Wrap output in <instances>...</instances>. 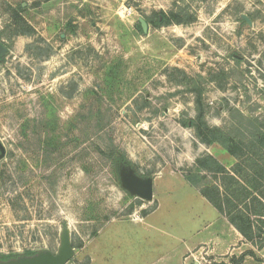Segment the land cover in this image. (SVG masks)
<instances>
[{
    "label": "rangeland",
    "instance_id": "374dc122",
    "mask_svg": "<svg viewBox=\"0 0 264 264\" xmlns=\"http://www.w3.org/2000/svg\"><path fill=\"white\" fill-rule=\"evenodd\" d=\"M179 6L196 19L159 24ZM0 41V257L57 253L65 229L67 264H236L251 248L193 236L213 206L185 173L237 160L183 121L228 132L236 109L264 129V0H0Z\"/></svg>",
    "mask_w": 264,
    "mask_h": 264
},
{
    "label": "trees",
    "instance_id": "16d2710c",
    "mask_svg": "<svg viewBox=\"0 0 264 264\" xmlns=\"http://www.w3.org/2000/svg\"><path fill=\"white\" fill-rule=\"evenodd\" d=\"M196 17L186 7L179 6L176 10L159 14L158 21L164 26L189 24ZM147 21L152 22V18L147 17ZM230 115L234 119L228 132L210 128L201 116L183 121L184 125L195 128L201 140L219 144L237 160L228 167L216 156L208 154L199 158L195 168L184 177L251 246L236 264L242 263L247 256L264 262L257 255L264 249V129L259 118L249 117L240 110L233 109ZM19 256H2L0 260Z\"/></svg>",
    "mask_w": 264,
    "mask_h": 264
},
{
    "label": "water",
    "instance_id": "95a60500",
    "mask_svg": "<svg viewBox=\"0 0 264 264\" xmlns=\"http://www.w3.org/2000/svg\"><path fill=\"white\" fill-rule=\"evenodd\" d=\"M144 30H147V22L141 19ZM9 48L0 41V57L7 53ZM1 155H5V148L0 143ZM127 186L137 195L146 199L153 198V181L142 180L131 175H125ZM74 248L71 243L70 231L65 229L62 234L61 246L57 253L49 250L39 251L33 255H23L10 260H0V264H67L74 257Z\"/></svg>",
    "mask_w": 264,
    "mask_h": 264
},
{
    "label": "crops",
    "instance_id": "0c3cea01",
    "mask_svg": "<svg viewBox=\"0 0 264 264\" xmlns=\"http://www.w3.org/2000/svg\"><path fill=\"white\" fill-rule=\"evenodd\" d=\"M208 202V201H207ZM209 203V202H208ZM214 208V207H213ZM210 205L208 207L206 206V212L204 215H200L202 218L206 216L205 218L207 220L203 221V228L199 226L198 230L195 232L193 236L200 237V242L207 243V242H215V244H218L216 247L218 250H226V253L229 249H232L236 242L243 240V236L229 223V221H226V224L228 225V234L225 235L224 233H216L214 232V224L216 222L215 218L217 216V212L213 209ZM218 239V240H216ZM216 240V241H213ZM245 241V240H244ZM243 244H247L246 242ZM214 248V250L216 249Z\"/></svg>",
    "mask_w": 264,
    "mask_h": 264
}]
</instances>
